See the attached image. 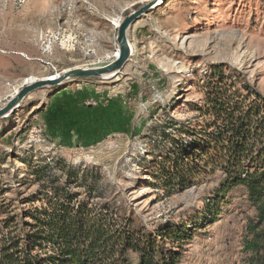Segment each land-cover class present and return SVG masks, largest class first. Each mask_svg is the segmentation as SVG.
I'll return each instance as SVG.
<instances>
[{"label":"rangeland","instance_id":"rangeland-1","mask_svg":"<svg viewBox=\"0 0 264 264\" xmlns=\"http://www.w3.org/2000/svg\"><path fill=\"white\" fill-rule=\"evenodd\" d=\"M149 1L0 0V108L29 78L111 62L119 23ZM127 40L132 53L116 77L39 89L0 119V247L20 235L40 190L84 197L94 185L103 196L93 203L150 230L186 226L180 264H243L255 214L243 190L217 207L218 171L181 190L159 179L173 143L204 125L197 107L213 67L240 73L264 96V0H165Z\"/></svg>","mask_w":264,"mask_h":264},{"label":"trees","instance_id":"trees-1","mask_svg":"<svg viewBox=\"0 0 264 264\" xmlns=\"http://www.w3.org/2000/svg\"><path fill=\"white\" fill-rule=\"evenodd\" d=\"M208 78L197 107L204 125L188 131L186 144L173 143L159 181L165 190H181L218 171L210 197L217 207L228 192L242 189L255 212L244 227L242 262L264 264V96L229 68L213 67ZM85 190L84 197L65 187L31 197L27 203L40 206L24 212L28 221L0 247V264H180L186 226L150 230L110 203H93L103 196L96 186ZM12 222L5 220L3 228Z\"/></svg>","mask_w":264,"mask_h":264},{"label":"water","instance_id":"water-1","mask_svg":"<svg viewBox=\"0 0 264 264\" xmlns=\"http://www.w3.org/2000/svg\"><path fill=\"white\" fill-rule=\"evenodd\" d=\"M165 0H151L142 7L128 14L117 27L116 43L117 52L115 58L108 64L101 67H86V68H73L63 71L50 79L48 77L33 82H26L10 97L7 103L0 108V119L10 115L15 109L19 108L20 105L25 101L28 95L33 92L46 88H56L66 82L94 79V80H108L116 77L131 56L130 44L127 40V31L134 25V23L141 17L148 14L151 10L158 7Z\"/></svg>","mask_w":264,"mask_h":264},{"label":"bare ground","instance_id":"bare-ground-1","mask_svg":"<svg viewBox=\"0 0 264 264\" xmlns=\"http://www.w3.org/2000/svg\"><path fill=\"white\" fill-rule=\"evenodd\" d=\"M130 49H131V53H132V48L130 47ZM116 55H117V54H114V55H113V58H115ZM49 78L51 79L52 76H50ZM47 79H48V78H47ZM26 81H27V82H33L34 79H33V78H29V79H27Z\"/></svg>","mask_w":264,"mask_h":264}]
</instances>
